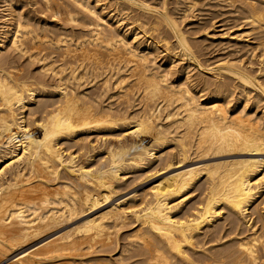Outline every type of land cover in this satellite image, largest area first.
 <instances>
[{
  "label": "bare ground",
  "instance_id": "obj_1",
  "mask_svg": "<svg viewBox=\"0 0 264 264\" xmlns=\"http://www.w3.org/2000/svg\"><path fill=\"white\" fill-rule=\"evenodd\" d=\"M12 1H0V259L109 204L129 180L158 166L179 168L193 155L236 153L250 158L172 173L151 193L144 190L141 196L131 193L118 199L100 215L21 252L11 263L120 264L97 254L133 219L139 228L127 234L124 247L118 242L123 247L120 259L116 257L120 262L136 258L130 264H264V159L252 157L264 155V133L251 122L244 125L243 115L240 121L236 115L228 117L233 82L218 79L225 75L237 81L243 91L236 96L244 98L245 107L253 97H264V82L228 58L217 70L207 69L214 81L193 79L196 66L189 55L200 47L191 40L197 48L191 50L180 19L169 11L166 17L157 13L154 4L164 9L165 0H115L117 6L108 12L105 0H71L75 6L65 5L64 10V1L41 0L42 14L48 11L54 20L92 27L80 35L53 29L47 20L36 29L31 23L35 16L21 12L19 1ZM198 1L189 0L187 8H195ZM235 1L244 14L238 19L264 28V0H230L228 5ZM133 7L142 13L131 15ZM236 28L220 38L245 42L249 49V30ZM165 29L176 38L177 53ZM161 48L172 60L179 57L182 68L177 70L172 60L168 68L159 64L155 51L160 54ZM24 57L27 65H20ZM33 63L38 73L31 70ZM258 86L263 94L251 96ZM115 97L121 108L114 107ZM139 104L142 111L135 113ZM197 189L203 190L204 202L188 204L186 196L178 202ZM223 214L227 218L218 223Z\"/></svg>",
  "mask_w": 264,
  "mask_h": 264
},
{
  "label": "rangeland",
  "instance_id": "obj_2",
  "mask_svg": "<svg viewBox=\"0 0 264 264\" xmlns=\"http://www.w3.org/2000/svg\"><path fill=\"white\" fill-rule=\"evenodd\" d=\"M0 1H2V0H0ZM14 2L16 1V0H13ZM12 1V2H13ZM17 1H19L18 3H20V4H18V5H21L20 6V9H21V12L23 11V12H27V14L29 13V15H30V17H34L35 18V20H34V18L32 19V21H31V23H32V25H33V27H35L36 29L38 28L37 26H39V24L41 23V21L42 20H47V21H49V26L51 27V28H53V29H57V30H59V29H62V31H69V33L70 32H72L71 34H73V35H80V34H83V33H86V32H88L89 31V27L90 28H92L91 26H89L88 27V29H87V26H82V25H72V24H68L67 22L66 23H64L65 21H58V20H54L53 19V17L51 16V14H50V12H48V11H45V13L44 14H42L41 12H43V10H42V1L41 0H39V2H40V4L38 5H36L35 3H34V0H17ZM24 1V2H23ZM60 2L62 1H64L63 2V4H62V2H61V4H62V6H60V9H63L64 10V7H65V5L66 6H68V8L69 9H72L75 5H73L72 4V2H71V0L69 1V0H59ZM108 1V2H107ZM105 0L104 2L106 3V5H108V6H106V10H105V12H108L109 10L108 9H114L116 6H117V4H116V1L115 0ZM113 1H115V2H113ZM151 1H153V0H151ZM180 0H165V2L167 3L166 4V6H165V8L164 9H162L163 7H160L161 5H157V4H154V5H156V6H158L159 8H157L158 10H157V13L158 14H164V13H166V12H170V16L171 17H173V18H177V20H179L180 21V28H181V30H183L182 32H184L185 33V35L187 36V38H188V41L189 42H191L190 43V45H192V42L194 41L195 43H196V46H199L200 47V50L201 51H199V52H194V54H192L193 52H191V54L189 55L192 59H193V61H194V66H196V69L194 68V71H192L193 73H191V76L193 77V79H200V78H204V79H207V80H209V78H210V80L211 81H214L215 79V77H213L210 73V71H208L207 69H215V70H217L218 69V67L219 66H217L218 64H219V62L220 61H223L224 59H226V58H228L229 60H234V62H236L237 61V63H240L241 64V66L242 67H244V68H247L248 69V71L250 70L251 71V73H255V75H253L254 77L256 76V78L260 81V82H264V74L263 75H261L262 73H264V69L262 68L263 67V64L261 65V63H260V60H259V58H260V53H261V48H263L262 47V45H261V41H262V43H264V40H262V36L264 37V28H257V27H255V26H253V25H249V24H247L246 22L244 23V21L243 20H240V19H242V17H243V11H242V8H241V6L240 5H242L241 3H238V5H237V1H235V2H233V6H231V4H229L228 5V3L230 2V0L229 1H227V0H222V1H225V2H222V1H213V0H207V1H205V0H201V2H203V1H205V2H207L206 4H205V2L204 3H201V2H197V6H195V8L194 7H192L191 9H188L187 8V4L189 3V0H186V1H183V0H181L180 2H179ZM148 2H149V0H148ZM173 2H175V3H173ZM183 2H185L184 4H183ZM67 3H69V4H67ZM110 3V4H109ZM215 3V4H214ZM216 3H217V5H216ZM218 3H221L222 5H220V4H218ZM225 3L230 7V8H228V6L227 5H225ZM171 4V5H170ZM183 6H182V5ZM205 4V5H204ZM209 4H213V5H209ZM235 4H236V6H235ZM1 5V4H0ZM23 5V6H22ZM153 5V4H152ZM202 5V6H201ZM209 5V6H208ZM37 6V7H36ZM40 6V7H39ZM179 6V7H178ZM186 6V7H185ZM204 6V7H203ZM211 6V7H210ZM215 6H217V7H215ZM235 6V7H234ZM24 7V8H23ZM27 7V8H26ZM72 7V8H71ZM108 7V8H107ZM112 7H114V8H112ZM177 7V8H176ZM201 7V8H200ZM213 7V8H212ZM1 8V7H0ZM35 8V9H34ZM39 8V9H38ZM173 8V9H172ZM175 8V9H174ZM188 9V12H186L185 13V15L187 16H183L182 15V18H180V16H181V14H183L182 12H183V10H186L187 11V9ZM237 8V9H236ZM24 9V10H23ZM38 9V10H37ZM41 9V10H40ZM166 9V10H165ZM215 9V10H214ZM231 9H233L232 11H230ZM36 10V11H35ZM108 10V11H107ZM171 10V11H170ZM214 10V11H213ZM239 10V11H238ZM32 11H34V12H32ZM41 11V12H40ZM130 11H131V15H136V14H141L142 12L139 10V9H135V7H133V9H130ZM179 11V12H178ZM211 11V12H210ZM219 11V12H218ZM46 12H48L47 14H46ZM134 12V13H133ZM175 14H174V13ZM225 12V13H224ZM227 12H229V13H231V14H229V13H227ZM235 12V13H234ZM240 12V13H239ZM7 13H9V11L7 12ZM121 13H124V12H121ZM178 13V14H177ZM207 13H209L208 15H206ZM224 13V14H223ZM227 13V14H226ZM233 13V14H232ZM40 14V16H37V15H39ZM50 14V15H49ZM215 16H213V15ZM222 14V15H221ZM34 15V16H33ZM46 17H45V16ZM174 15H176V17L174 16ZM219 15V16H218ZM223 15L225 16V17H223ZM238 15V16H237ZM164 16H165V14H164ZM168 16V15H167ZM36 17H37V20H36ZM91 17V16H90ZM166 17V16H165ZM211 17V18H210ZM237 19H236V18ZM241 17V18H240ZM2 18H3V16H2V14L0 13V26H2L1 25V23H2ZM48 18V19H47ZM52 19V21H51V19ZM202 18H204V19H202ZM234 18V19H233ZM238 18H240V19H238ZM4 19V18H3ZM30 19V18H29ZM40 19V20H39ZM196 19V20H195ZM216 19V20H215ZM224 19V20H223ZM231 19H232V21H231ZM53 20H54V22H53ZM230 20V21H229ZM233 20L235 21V22H233ZM37 21V22H36ZM56 21V22H55ZM178 21V22H179ZM209 21V22H208ZM227 21V22H226ZM237 21H238V23H237ZM222 22V23H221ZM228 22H229V24H228ZM240 22V23H239ZM64 25H63V24ZM212 23V24H211ZM37 24V25H36ZM242 24V25H241ZM57 25V26H56ZM69 25H71V26H69ZM221 25V26H220ZM238 25H240L241 26V28L240 29H243V30H249V32H250V44H249V49L248 48H245L246 46H248V45H246L245 44V42H237V43H231V42H229V40H222L221 38H220V36L221 35H223V33H225V32H227L228 31V33H231L232 31H235V30H237V28H236V26H238ZM59 26H61V27H59ZM63 26V27H62ZM67 26V27H66ZM163 26V25H162ZM199 26V27H198ZM231 26V27H230ZM74 27V29H72ZM79 27V28H78ZM84 27V28H83ZM164 27V26H163ZM163 27H161V28H163ZM234 27V28H233ZM64 28V29H63ZM83 28V29H82ZM203 28V29H202ZM206 28V29H205ZM207 28H208V30H207ZM250 28V29H249ZM253 28H256V30L255 29H253ZM70 29H72V30H70ZM84 29H85V31H84ZM164 29V28H163ZM186 29H187V31H186ZM252 29H253V31H252ZM79 30V31H78ZM207 30V31H206ZM38 31V30H37ZM61 31V30H60ZM67 31V32H68ZM76 31V32H75ZM167 31V32H166ZM230 31V32H229ZM164 32H166L167 34H168V30L167 29H165V31ZM199 34H198V33ZM256 32V33H255ZM196 33V35H194ZM210 34V35H209ZM257 34V35H256ZM169 35V40H170V42H169V44L173 47V48H171V49H175V51L176 50H178V46L176 45L177 43V40H176V38L174 37V36H171V34H168ZM173 35V34H172ZM207 35V36H206ZM172 37V39L173 40H171V37ZM258 36V37H257ZM260 37V40L258 39ZM197 39V40H196ZM176 40V41H175ZM191 40H193V41H191ZM259 40V41H258ZM258 41V42H257ZM226 42V43H225ZM260 42V44H258ZM176 43V44H175ZM194 43V44H195ZM217 43H219V44H217ZM223 43V44H222ZM194 44L191 46V50L193 49L194 51L197 49L196 48V46H194ZM216 44H217V46H216ZM222 44V45H221ZM231 44H233V45H231ZM224 45H225V47H224ZM229 45H231V46H229ZM256 45V46H255ZM170 46V47H171ZM193 47H195V48H193ZM231 47V48H230ZM238 47V48H237ZM254 47V48H253ZM255 47H257L258 49H255ZM222 48V49H221ZM251 48V49H250ZM224 49V50H223ZM231 49V50H230ZM236 50V49H238V50H236L235 52L233 51V50ZM244 49V50H243ZM253 49V50H252ZM162 50H163V48H161L160 50H159V52H162ZM227 50V51H226ZM246 50V51H245ZM247 50H248V53H247ZM250 50V51H249ZM257 52H256V51ZM173 51V50H172ZM255 51V52H254ZM259 51V52H258ZM156 52V54L158 55H156L155 53V55L157 56V58H159V59H157V62H159V64H160V62H161V65H165V66H163L164 68L166 67V68H168V64H170V62H172L173 61V64L174 65H177V70H179V67H181V66H179V65H182L183 66V62H180V59H179V57H177V58H175V60H172L171 59V55H167V53L165 52V51H163L162 53H158V50L157 51H155ZM176 53H177V51H176ZM236 53V54H235ZM241 53V54H240ZM253 53V54H252ZM259 55H258V54ZM164 54V55H163ZM174 54V53H173ZM163 55V56H162ZM195 55V56H194ZM204 55V56H203ZM176 56H177V54H176ZM179 56V55H178ZM240 56H241V59H240ZM204 57V58H203ZM255 57H257V58H255ZM57 58V57H56ZM223 58V59H222ZM196 59V60H195ZM204 59V60H203ZM215 59V60H214ZM250 59V60H249ZM254 59V60H253ZM26 58L24 57V59L22 60V58H21V63H20V65H22V64H24V65H27L26 63ZM169 60V61H168ZM172 60V61H171ZM177 60V61H176ZM179 60V61H178ZM210 60V61H209ZM24 61H25V63H24ZM174 61H176V62H174ZM205 61H208V62H205ZM179 62V63H178ZM196 62V63H195ZM198 62V63H197ZM245 62V63H244ZM249 62V63H248ZM257 62V63H256ZM183 63V64H182ZM213 63V64H212ZM251 63V64H250ZM36 66H35V65ZM199 64V65H198ZM68 64H66L65 66H64V68L67 66ZM252 65V66H251ZM256 65V66H255ZM31 66H32V68H31V70L34 72V70L38 73V65L36 64V63H33V64H31ZM203 66V67H202ZM206 66V67H205ZM247 66V67H246ZM258 66V67H257ZM37 68V69H36ZM182 68V67H181ZM260 70H259V69ZM262 68V69H261ZM206 69V70H205ZM251 69H253V70H251ZM263 70V71H262ZM69 71V69L66 71V72H68ZM122 71H123V69H122ZM219 71H221V70H219ZM262 71V72H261ZM200 72L202 73V74H200ZM209 74H208V73ZM257 72V73H256ZM261 72V73H260ZM35 73V72H34ZM196 73V74H195ZM199 75H198V74ZM206 75V76H205ZM203 76V77H202ZM206 78H205V77ZM114 77H116V76H114ZM113 77V80L114 79H116V78H114ZM199 77V78H198ZM209 77V78H208ZM223 77V76H222ZM51 78H49L48 79V81H53L52 79L50 80ZM174 79V77H172V80ZM228 79V80H227ZM263 79V80H262ZM177 80V79H176ZM176 80H175V83L176 84H178L177 82H176ZM218 80H222V81H224V82H226V83H228L229 85L231 84V82H233L230 86V90H229V93L228 94H230V92H232V91H234V93L232 92L230 95V97H231V99L228 101L227 100V102H228V106H229V108H231L230 109V111H229V114H228V117H230L229 115H231V118H234L235 116L234 115H236V119H238V121H240V120H242L241 119V117H243V120H245L246 122H244L243 120H242V122H243V124L244 123H249V122H251L249 125H251L252 126V128L254 127V125H255V127L256 128H254V129H257L258 131V133H260V134H262V133H264V97L263 98H260V97H253V99H252V101L249 103V107L247 106V107H245V105H243V104H245V100H244V98H243V100H242V98L241 99H239L238 100V97L236 96L238 93H240V92H242L243 91V89H242V87L241 86H239V84L237 83V81L236 80H234L233 81V79L231 80V77H225V75H224V77H223V79L222 78H219ZM230 80V81H229ZM229 81V82H228ZM237 85V86H236ZM236 87V88H235ZM241 87V88H240ZM233 88V89H232ZM258 89V90H257ZM261 90V87H256V88H254V93H252L251 94V96H254V94H255V92L256 93H258V94H260L261 92V94H263V89ZM242 90V91H241ZM257 90V91H256ZM114 91V90H113ZM109 92H111L112 93V91H110L109 90ZM235 94V95H234ZM260 94V95H261ZM233 95H234V97H233ZM116 97L118 96V95H115ZM114 98V101H113V105H114V103H115V105H114V107H116V106H118L117 108H121V105H118V104H120V103H118V101H117V98ZM229 97V98H230ZM235 97H237V98H235ZM235 98V100H233ZM228 99V98H227ZM257 99L259 100V101H257ZM232 100V101H231ZM237 100V101H236ZM241 101V102H240ZM261 101V102H260ZM234 102V103H233ZM240 102V103H239ZM255 102H257V106L255 105ZM259 102V103H258ZM117 103V104H116ZM254 103V104H253ZM262 103V104H261ZM236 106H235V105ZM255 105V106H254ZM123 107V106H122ZM138 107V108H137ZM137 107L135 108V109H137V110H135L134 112L135 113H137V112H141L140 111V108H141V104H139V105H137ZM140 107V108H139ZM243 107H245V109L243 108ZM139 109V110H138ZM243 109V110H242ZM134 110V109H133ZM238 110H240V111H238ZM238 114H237V113ZM240 114V115H239ZM248 114V115H247ZM241 115H243V116H241ZM245 115H247V116H245ZM234 116V117H233ZM239 116H241V117H239ZM238 117V118H237ZM239 118H240V120H239ZM247 118H249V119H247ZM247 120H249V121H247ZM251 120V121H250ZM253 124V125H252ZM245 125V124H244ZM249 125H247L246 124V126H249ZM250 127V126H249ZM257 127H259V128H257ZM261 129V130H260ZM93 139V138H92ZM97 143V142H96ZM231 154V155H230ZM233 154H235V155H233ZM195 156V157H194ZM193 157H194V159L191 157V161H189L188 160V162L186 161L185 163H180V166H179V168H174L175 167V165L174 166H165V165H163V167H157L156 169H154L153 170V172H150V173H147V174H144V175H141L140 177H138V179L137 178H135V179H132V180H129V182H127L125 185H124V187H122L120 190H119V192H118V195H117V197L114 199V200H111L110 202H109V204H106V205H104V206H101V207H99L98 209H95V210H92V211H88V212H84V213H82V214H80V215H78L77 217H75V218H73L72 220H70L67 224L65 223L64 225H62V227L61 226H59V227H57L56 229H54V230H52V231H50L48 234L49 235H44V236H42V237H40V238H38V239H35V240H33V241H30L29 243H28V245L27 246H25L23 249H21V250H19V251H17V252H14V253H12V254H9L8 256L6 255V256H2L1 257V259H0V264H12L11 262H13V259H14V257H16L17 255H19V254H21V252L23 253V251L24 252H26V251H30V249L31 250H33V249H35L36 247H38V245L40 246L43 242H46V241H48V239L50 240V239H52V238H54V237H56V235L57 234H63V232H66V230H70V228L72 229H74V227H78V226H80L84 221H86L87 219H89L90 217L91 218H93V217H95V215L97 216L98 214L100 215V213H102V212H104V211H106V209L107 208H109L113 203H115V201H118V199L119 200H121V199H123V198H125V197H127V196H129V195H131V193L132 194H137V196L139 195V196H141V194L139 193V192H141L142 194L146 191V193H151L152 191H153V189H155L154 187H156L155 185H157L158 183H160V181L161 180H163L164 178H166V177H168L169 175H171L172 173H175V172H179V171H181V170H184V169H187V168H193V167H204V166H206V165H210V164H214V163H220V162H225V161H230V160H234V159H238V160H240V159H246V158H250L249 156H242V155H238V154H236V153H228L227 155L226 154H221V156L219 155V156H208V157H201V156H196V155H193ZM198 157V158H197ZM252 157H254V158H261V159H264V155H261V156H252ZM165 167V168H164ZM166 167H168V168H166ZM159 168V169H158ZM158 169V170H157ZM163 169V170H162ZM204 179H205V177L204 178H201V180L200 181H204ZM202 183V182H201ZM128 186V187H127ZM202 189V188H201ZM201 189H197V190H193V191H191L190 190V192H186L185 194H183V196L182 197H180V199L178 200V202L183 198V197H187V200L186 201H188L189 203L188 204H196L197 205V203L198 204H200V203H202V202H204V199H205V195H204V192H203V190L201 191ZM145 190V191H144ZM261 191V190H260ZM203 192V193H202ZM120 193V194H119ZM188 196H187V195ZM189 198V199H188ZM113 201V202H112ZM197 201V202H196ZM173 203H177V200L175 201V202H173ZM226 213V212H225ZM82 215V216H81ZM225 215H227L228 216V214H223V215H221V218H220V220H217V222L218 223H223L224 222V220L227 218V216H226V218L224 217ZM257 214H254L253 216L254 217H257L256 216ZM223 216V217H222ZM132 222H133V224L135 225H132ZM217 223V224H218ZM69 224V225H68ZM137 223H135L134 222V220L132 219V221L131 220H129V221H127V223H125L124 224V227H122L121 229H120V231L117 233V237H115L114 238V242L111 244V245H109L108 246V248L107 247H105V248H102L103 250H100L101 248H97V250H100L101 252H102V254L100 253V252H98V254L97 255H101V256H103L104 258H109L110 257V259L109 260H112V261H116L117 260V262L118 263H120V264H130V262L132 263L133 261H136V258L135 259H132V261L131 260H127V262H125V261H123V260H121V262H123V263H121L120 262V260H118V259H120V257L118 256V253L120 252L121 253V250H122V248L125 246V245H123L124 243L125 244H128V240L126 241V236H127V234L129 233H131L130 231H132V233H133V231L134 230H137L139 227H138V224L136 225ZM67 225V226H66ZM127 225H128V227L129 226H132V227H127ZM59 228V229H58ZM126 228H128V229H126ZM51 232H52V234H51ZM119 234V235H118ZM54 235V236H53ZM123 235V236H122ZM58 236V235H57ZM125 236V237H124ZM51 237V238H50ZM118 238V239H117ZM125 240H124V239ZM116 240V241H115ZM118 242H120L119 244L120 245H122L123 247L122 248H120V245L118 244ZM127 242V243H126ZM115 243V244H114ZM116 243H117V245H119V246H117L116 245ZM123 243V244H122ZM113 245V246H112ZM114 245H116V249H115V246ZM111 247V248H110ZM113 247V248H112ZM33 248V249H32ZM105 249H107V250H105ZM105 250V251H104ZM120 250V251H119ZM108 253H107V252ZM104 252V253H103ZM113 252V253H112ZM77 253V252H76ZM80 253V252H79ZM78 253V254H79ZM100 253V254H99ZM110 253V254H109ZM120 253H119V255H120ZM109 256V257H108ZM119 258H118V257ZM128 256V253L126 254H124V257H127ZM7 257V258H6ZM116 257L118 258V259H116ZM102 258V257H101ZM111 258H114V259H111ZM79 259H81V258H79ZM126 260V259H125ZM130 261V262H129ZM129 262V263H128ZM59 264H66V262L65 261H63V262H61V263H59Z\"/></svg>",
  "mask_w": 264,
  "mask_h": 264
}]
</instances>
